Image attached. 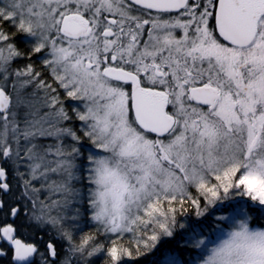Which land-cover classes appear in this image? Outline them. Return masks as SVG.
<instances>
[{"label": "snow or ice", "instance_id": "6c2138e0", "mask_svg": "<svg viewBox=\"0 0 264 264\" xmlns=\"http://www.w3.org/2000/svg\"><path fill=\"white\" fill-rule=\"evenodd\" d=\"M234 194L264 206V0H0V260L264 264V231L181 222Z\"/></svg>", "mask_w": 264, "mask_h": 264}, {"label": "trees", "instance_id": "16d2710c", "mask_svg": "<svg viewBox=\"0 0 264 264\" xmlns=\"http://www.w3.org/2000/svg\"><path fill=\"white\" fill-rule=\"evenodd\" d=\"M16 63H18L17 65H19L22 64L23 62L17 61ZM23 110L28 111L29 109L27 108ZM44 141L46 140H42V143ZM21 170L24 171L25 169L22 168ZM213 182H215L214 178H213ZM73 186L77 188L81 187L80 184H74ZM39 187L41 188L40 183H39ZM191 191L193 195H196L195 189H192ZM41 198L44 201V203L48 204L49 202L47 201L48 198L43 193V191ZM57 198H58L57 200H60L59 196ZM201 207H203V201L201 202ZM241 208H243V210H241ZM189 213L190 215L181 222H184L187 225H192L193 223H197V224L203 223L205 219H207L209 224L205 230L208 232V235L211 237V239H214L217 233L221 234L223 231L227 230L229 225L232 224L227 220H221L220 218H218L219 216L228 217L231 214H235L233 216L238 219L240 218L239 216H243L246 219H249V217H251L250 221L253 227L258 226L260 228H264V206H261L260 209L258 210L257 204L251 201V198L248 199L241 195L234 194L230 198L218 202L216 205H214L209 209V212L206 213V217H201L199 218V220H197L194 214H191L192 213L191 209H189ZM218 220L221 221L222 223L217 224ZM224 223L227 224V227L224 226ZM186 230L187 229H177L173 237L163 238L161 242L157 245V249L160 250V252H173L183 262L194 261L198 250H193L190 245L187 247L185 246ZM153 251L156 252L157 250H153ZM153 258L154 257L152 256V254H147L146 256L137 257L135 260L129 259V264H150V261ZM91 264H103V257L96 256L92 258Z\"/></svg>", "mask_w": 264, "mask_h": 264}, {"label": "rangeland", "instance_id": "374dc122", "mask_svg": "<svg viewBox=\"0 0 264 264\" xmlns=\"http://www.w3.org/2000/svg\"><path fill=\"white\" fill-rule=\"evenodd\" d=\"M17 64L18 63L15 62L14 63V67ZM30 86H27L26 88H24L22 90V95H24L26 99H29L31 101V106L28 108L29 109L28 112L35 113V116H33V117L30 116L29 119H33V118L34 119H40V117H42L44 115V113L48 111V109L43 106L44 105L43 96L42 95H39L38 93H36L32 89H30ZM33 93H35V94L33 95ZM20 111H22V113L25 112V110H23V108ZM42 140L43 139H41L40 141H38V143H42ZM43 143H54V141H52L51 139H49V140L44 141ZM55 179H57L56 176H51L50 177V180H49V183H50L51 180H55ZM39 183L41 185L42 183H45V182L44 181H38V182L34 181V186L36 188H40L39 187ZM42 191L46 195L47 198L49 197L48 191L41 190L40 193L37 194L39 200H41V201H43L42 198H41ZM58 196L60 197V200H61V196L60 195H52L50 197V199L49 198L47 199V201H49L48 204L51 203V200H57L58 199L57 198ZM244 197L245 198H248V199L250 198V197H247V196H244ZM61 202H62V200H61ZM241 210H243V208H241ZM52 215H57V209L53 208ZM233 215H235V214H231L228 217L227 216H219L218 218H220L221 220H227L230 223H234L238 218H235ZM239 217L242 218L243 216H239ZM226 234H227V230L223 231L221 234H218L217 233L215 235L214 239H211V243H213V244L218 243L224 236H226Z\"/></svg>", "mask_w": 264, "mask_h": 264}, {"label": "clouds", "instance_id": "9594fccd", "mask_svg": "<svg viewBox=\"0 0 264 264\" xmlns=\"http://www.w3.org/2000/svg\"><path fill=\"white\" fill-rule=\"evenodd\" d=\"M244 222V223H246L248 226H249V228L251 229V230H253V231H255V230H260V231H264V228H260V227H253L252 226V224H251V221H250V219H245V218H239V219H237L234 223H232L231 225H229V227H228V229H227V234H226V236H224L221 240H224V239H226L227 238V236H228V233L229 232H231V231H237V230H239L240 229V227H241V222ZM220 240V241H221ZM219 241V242H220ZM218 242V243H219ZM217 243V244H218Z\"/></svg>", "mask_w": 264, "mask_h": 264}, {"label": "flooded vegetation", "instance_id": "af4514ba", "mask_svg": "<svg viewBox=\"0 0 264 264\" xmlns=\"http://www.w3.org/2000/svg\"><path fill=\"white\" fill-rule=\"evenodd\" d=\"M30 89H32L34 92H36V93H38L39 95H42V96L44 97V93H43V91H42V90H39V89H36L34 85H31V86H30ZM27 90H28V89H27ZM42 110H43V109H42ZM34 116H35V115H34ZM31 117H33V116H31ZM0 264H6V262L3 261V260H0Z\"/></svg>", "mask_w": 264, "mask_h": 264}]
</instances>
